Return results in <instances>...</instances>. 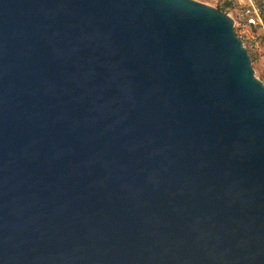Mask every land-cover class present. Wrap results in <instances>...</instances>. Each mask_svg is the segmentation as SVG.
<instances>
[{"label":"water","instance_id":"obj_1","mask_svg":"<svg viewBox=\"0 0 264 264\" xmlns=\"http://www.w3.org/2000/svg\"><path fill=\"white\" fill-rule=\"evenodd\" d=\"M0 264H264V83L200 0H0Z\"/></svg>","mask_w":264,"mask_h":264},{"label":"built area","instance_id":"obj_2","mask_svg":"<svg viewBox=\"0 0 264 264\" xmlns=\"http://www.w3.org/2000/svg\"><path fill=\"white\" fill-rule=\"evenodd\" d=\"M222 8L231 17L234 29L249 51L264 55V0H203Z\"/></svg>","mask_w":264,"mask_h":264},{"label":"rangeland","instance_id":"obj_3","mask_svg":"<svg viewBox=\"0 0 264 264\" xmlns=\"http://www.w3.org/2000/svg\"><path fill=\"white\" fill-rule=\"evenodd\" d=\"M252 66L255 70L256 76L264 83V55H260V57L254 61Z\"/></svg>","mask_w":264,"mask_h":264},{"label":"trees","instance_id":"obj_4","mask_svg":"<svg viewBox=\"0 0 264 264\" xmlns=\"http://www.w3.org/2000/svg\"><path fill=\"white\" fill-rule=\"evenodd\" d=\"M219 10H223L222 8L217 7ZM261 54H258L256 52L250 51V56L252 60V64L254 63L255 60H257L260 57Z\"/></svg>","mask_w":264,"mask_h":264}]
</instances>
